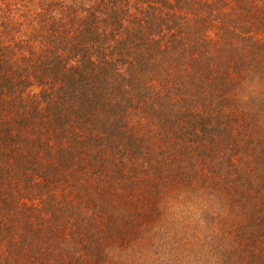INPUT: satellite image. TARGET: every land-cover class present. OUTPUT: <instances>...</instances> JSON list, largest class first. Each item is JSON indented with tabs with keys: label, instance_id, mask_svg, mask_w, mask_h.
<instances>
[{
	"label": "trees",
	"instance_id": "1",
	"mask_svg": "<svg viewBox=\"0 0 264 264\" xmlns=\"http://www.w3.org/2000/svg\"><path fill=\"white\" fill-rule=\"evenodd\" d=\"M201 222L264 264V0H0V264H148Z\"/></svg>",
	"mask_w": 264,
	"mask_h": 264
},
{
	"label": "clouds",
	"instance_id": "2",
	"mask_svg": "<svg viewBox=\"0 0 264 264\" xmlns=\"http://www.w3.org/2000/svg\"><path fill=\"white\" fill-rule=\"evenodd\" d=\"M249 91L258 94L259 88L253 83ZM212 239L205 222L200 224V234L186 239L174 236L173 230H162L149 251L148 264H222Z\"/></svg>",
	"mask_w": 264,
	"mask_h": 264
}]
</instances>
